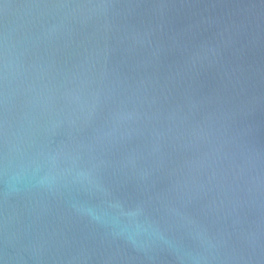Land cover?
<instances>
[{
  "label": "water",
  "instance_id": "water-1",
  "mask_svg": "<svg viewBox=\"0 0 264 264\" xmlns=\"http://www.w3.org/2000/svg\"><path fill=\"white\" fill-rule=\"evenodd\" d=\"M0 264H264V0H0Z\"/></svg>",
  "mask_w": 264,
  "mask_h": 264
}]
</instances>
